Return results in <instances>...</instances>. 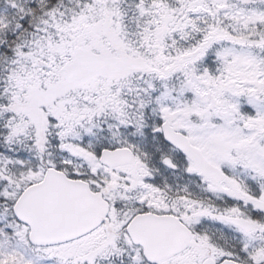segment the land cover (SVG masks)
Segmentation results:
<instances>
[{"label":"snow or ice","instance_id":"snow-or-ice-1","mask_svg":"<svg viewBox=\"0 0 264 264\" xmlns=\"http://www.w3.org/2000/svg\"><path fill=\"white\" fill-rule=\"evenodd\" d=\"M0 264H264V0H0Z\"/></svg>","mask_w":264,"mask_h":264}]
</instances>
